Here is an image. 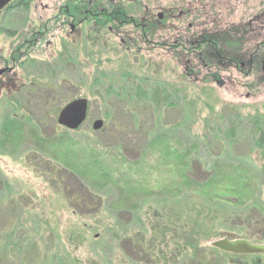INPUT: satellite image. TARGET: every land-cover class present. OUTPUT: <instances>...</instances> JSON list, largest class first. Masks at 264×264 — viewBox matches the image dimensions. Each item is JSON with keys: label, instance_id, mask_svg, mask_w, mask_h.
Here are the masks:
<instances>
[{"label": "rangeland", "instance_id": "rangeland-1", "mask_svg": "<svg viewBox=\"0 0 264 264\" xmlns=\"http://www.w3.org/2000/svg\"><path fill=\"white\" fill-rule=\"evenodd\" d=\"M117 1L136 22L140 17V35L121 44L108 29H77L76 19L74 35L54 33L36 47L31 63L22 64L8 33L24 32L33 41L37 36L26 27L58 16L54 3L30 14L18 8L0 20V33H7L0 35V200L11 204L0 207V245L32 242L51 264H142L140 252L145 264H154L150 256L158 249L163 258L162 245L187 259L210 250L204 256L212 264H264L211 247L255 232L264 240V158L252 121L264 115V80L259 71L254 78V72L234 71L228 60L255 53L258 65L264 37L248 30L234 54L212 35L204 39L209 46H196L206 31L198 20L155 19L161 11L193 13L189 0ZM235 1L225 2L232 11L217 23H237ZM208 52L219 63V81L202 72ZM191 56L192 72L186 66ZM24 79L62 84L56 90L62 99L47 98L43 89L36 99H14ZM78 98L88 102L86 122L76 131L60 128L58 111ZM96 120L103 122L97 132L91 129ZM158 229L165 232L156 248Z\"/></svg>", "mask_w": 264, "mask_h": 264}, {"label": "flooded vegetation", "instance_id": "flooded-vegetation-1", "mask_svg": "<svg viewBox=\"0 0 264 264\" xmlns=\"http://www.w3.org/2000/svg\"><path fill=\"white\" fill-rule=\"evenodd\" d=\"M43 1H45V4L43 3ZM226 1L227 0H189L188 2H192L196 8L193 13L180 12V14L177 15V13L172 10L168 14L165 13L167 15L165 17V14L161 11L157 13L155 19L156 22L161 23L167 17H171L172 20L175 22L176 18L182 20L188 19L187 17L189 16V19L198 20L199 23L201 22L202 27H206L205 30L208 31L206 32L200 30V34L203 35V37L196 39L193 44L202 47L209 46V43H207L204 39H207V36L212 35L215 37V39L213 38V40L218 47H221L223 50H228L229 53L234 54L233 50L235 48L233 47H242V34L247 33L248 30L254 29L256 30V36H259V38L264 37V0H236L233 6L235 7L236 14H238V18H236L237 23L232 22L228 26H225L223 23L216 22L218 21V19H222V16L225 17V14H230L232 11L233 7L229 9L227 4H225ZM48 2H50V4L52 2L54 3L53 8L58 9V16L54 17L52 16V14H50L48 18L43 21H39L38 24H35L33 28H25L26 33L30 35L31 38L33 36H37L36 39H34L33 41H28V39L24 37V32L15 35L13 33H8L9 36L12 37V39L14 40V43L9 44V46L11 49L14 50V53L17 54L16 56L21 59L22 64L31 63V61L33 62V60H35L34 58H36L35 56H33L36 47L38 48L41 43H45L46 41H48V38H51L53 40L54 33H58L61 36L60 31H64L63 29H65V36L74 35L73 31L76 28V19L78 23L77 29L80 28L82 25L85 26L87 32L89 33H94V31L98 28H101V31L105 32L108 29L109 33H112L116 35V38H119L118 41L121 44H123V41L125 43H128V36L130 34L140 35V17L136 18L138 20L136 22L133 16H129V8L127 7V5H122L117 0H100L97 5L96 3L93 4L91 0H12L0 10V20L5 15L7 16L11 11L15 9L20 8L23 11L29 13L30 8L33 9L35 6H45ZM56 3H58L59 6ZM61 10L65 11L62 16ZM232 14L235 15L234 13ZM243 18L248 19L247 21H244ZM257 20H259L261 23V28L259 30L256 27ZM62 21H66L63 26H61ZM189 28H191L190 25ZM174 30L176 32L174 36L180 35L178 29L175 28ZM1 33L0 35L7 34H4L3 32ZM46 36L47 38H45ZM79 38L80 34H76V39ZM80 39L85 40V36L83 35ZM190 48L191 47H189V50L192 51ZM250 48H253L254 51L256 48L259 47H257L256 44H251ZM47 50L48 47L45 48L44 53ZM216 56L220 58L221 55ZM50 57H54L53 62L57 61V56L48 55L47 58ZM255 57V53H251L248 55L242 53L240 60H230L231 58H229L228 60L232 61L230 65L233 66L234 71L245 72L243 74L248 75L249 77H251V73L254 72L253 78L259 71V73H261L262 80H264V51L263 56L260 59L258 65H256ZM200 61L202 72L205 71L207 76H209L211 79L214 78L215 80H217L218 75L214 74L218 68L219 63H217L216 60L211 57V54H209L208 52V54L205 55ZM43 62L47 63L48 61ZM186 66L189 68L190 72H192V56L188 57ZM3 74L5 73L0 72V77ZM248 76H244V78L247 79L249 78ZM218 83L220 84V82ZM58 85L62 84H37L35 81H31L29 79L27 81L24 79L23 82H21L18 87L14 90V99H36L39 97L36 93V90L38 89H43L44 91H46V93L49 95L47 98L62 99L60 97L61 95L59 96L56 90L64 88H61V86ZM262 117H264V115H257L255 118H252L254 125L255 122L261 119ZM52 189L58 195H60L59 189ZM0 201V207L5 206L6 210L11 209V204L9 202H6L5 200ZM164 232V229H158V237H154L152 239V243L153 245H155L156 248H158L159 241H164V238L159 236ZM143 243H145V241L141 238L140 247ZM160 248L164 250L165 255L162 258L161 251H159L158 249L156 251L154 250L152 252V255L150 256V258L153 257L154 264H193V260L191 257L188 259L185 257L181 258L180 255H178L179 253L176 252L175 248H169L164 245H162ZM166 248H168V251L166 250ZM141 250L144 251L143 248H140V251ZM177 256H179V258H177ZM146 260L148 261V259L144 257V254L140 252V263L145 264Z\"/></svg>", "mask_w": 264, "mask_h": 264}, {"label": "water", "instance_id": "water-1", "mask_svg": "<svg viewBox=\"0 0 264 264\" xmlns=\"http://www.w3.org/2000/svg\"><path fill=\"white\" fill-rule=\"evenodd\" d=\"M11 0H0V8ZM87 100L76 99L67 103L57 114L56 124L64 129L73 131L80 127L86 119ZM102 121L96 120L92 123L91 129L99 131L102 128ZM211 247L225 253L235 255H261L264 256V245L252 244L243 239H220L211 243Z\"/></svg>", "mask_w": 264, "mask_h": 264}, {"label": "trees", "instance_id": "trees-1", "mask_svg": "<svg viewBox=\"0 0 264 264\" xmlns=\"http://www.w3.org/2000/svg\"><path fill=\"white\" fill-rule=\"evenodd\" d=\"M255 127L257 128V131L261 134L259 137L257 146L261 151L262 157L264 158V134H263L264 133V117H262L261 119L255 122ZM89 196H91L90 198H96L90 193H89ZM96 203L100 204L99 200H97ZM208 205H211L209 201H208V204L204 212L206 213V216L210 218L209 214H211V212L208 209H213L214 206L211 205L213 207L212 208V207H209ZM151 226L154 229L156 225L151 222ZM259 226L263 227V223L259 224ZM155 229H157V227H155ZM255 233L257 234L255 235V237L249 238L247 240L251 241L252 243L264 244V240L261 238L259 239V232H255ZM180 238L184 240V237H180ZM209 251L210 250L204 251V255H208ZM37 252L38 251L36 247L34 246V244H32V242L31 244L29 243L27 246H22L18 244H11V246H9V244H5L3 247L0 245V264H17V262H23L24 264H51L49 263L47 257ZM204 255L201 256L199 259H192L193 264H212L210 261L208 262L206 260V257ZM54 264H62V263H59V261L56 260ZM213 264H217V263L214 261Z\"/></svg>", "mask_w": 264, "mask_h": 264}, {"label": "bare ground", "instance_id": "bare-ground-1", "mask_svg": "<svg viewBox=\"0 0 264 264\" xmlns=\"http://www.w3.org/2000/svg\"><path fill=\"white\" fill-rule=\"evenodd\" d=\"M225 12V11H224ZM226 13V12H225ZM257 29L259 30L261 28V23L259 20H257V25H256Z\"/></svg>", "mask_w": 264, "mask_h": 264}]
</instances>
